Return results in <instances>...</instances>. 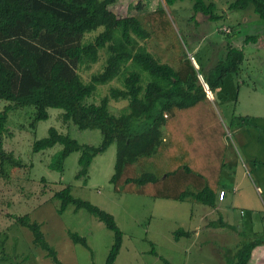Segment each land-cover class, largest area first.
<instances>
[{
    "label": "trees",
    "instance_id": "obj_1",
    "mask_svg": "<svg viewBox=\"0 0 264 264\" xmlns=\"http://www.w3.org/2000/svg\"><path fill=\"white\" fill-rule=\"evenodd\" d=\"M116 1L0 0V100L7 102L0 111V174L8 180L10 169L25 167L2 148L9 113L32 108L34 127L48 119L49 109H58L63 123L70 122L80 130H98L101 142L97 146L80 144L49 128L46 137L33 142L32 152L60 145L61 150L50 159V169L63 172L65 159L78 153L76 179L86 182L93 159L115 144L110 180L115 193L191 200L215 209L227 146L225 127L214 106L237 100L240 84L235 79L245 60L244 50L227 43L223 55L212 65L202 62L199 51L191 61L189 38L196 40V35L184 28L178 35L162 7L139 17L119 18L109 10ZM163 1L171 7L183 0ZM189 1L191 16L187 20L193 28L199 27L198 14L208 22L223 18L213 1ZM227 9L251 11L264 21V0H231ZM149 38L168 41L164 50L173 53L169 64L154 58L141 45ZM257 40L258 36H245L243 45ZM102 52L105 60L100 70L85 81L81 71L96 64ZM112 82L119 86H110L107 94L94 102L99 87ZM111 100L126 101L127 105L114 114ZM242 118L232 117L229 128L242 129L254 121ZM53 197L60 203L59 214L72 205L76 211L88 212L113 233L105 264H114L123 237L114 217L73 197L69 187L56 191ZM10 217L31 231L33 244L45 251L53 264H63L48 246L38 223L30 222L28 216ZM209 226L235 231L221 217ZM192 233L178 229L173 234L178 239L189 238ZM67 235L74 244L89 249L85 238L72 232ZM254 236L233 248H221L224 264H248L253 249L264 245V231ZM164 263L170 264L166 260Z\"/></svg>",
    "mask_w": 264,
    "mask_h": 264
},
{
    "label": "rangeland",
    "instance_id": "obj_2",
    "mask_svg": "<svg viewBox=\"0 0 264 264\" xmlns=\"http://www.w3.org/2000/svg\"><path fill=\"white\" fill-rule=\"evenodd\" d=\"M211 1L223 18L208 22L198 14L199 27L196 29L187 20L191 16L189 0L171 7L163 0H117L109 10L122 18L139 17L157 6L162 7L178 35L183 28L196 35V40L189 38L193 51L188 53V58L193 60V54L199 51L202 62L208 66L223 55L227 43L244 50L245 60L235 79L240 84L237 100L214 106L225 127L228 162L220 181L227 196L219 207L218 217L217 214L212 216L211 209L191 200L178 202L115 193L110 182L115 144L93 159L86 182L76 179L78 153H71L65 159L63 172L50 169V159L61 150L60 145L32 152L33 142L46 137L49 128H55L80 144L92 146L100 144V132L80 130L70 122L63 123L59 119L62 111L58 109H49L48 119L32 127L33 109H17L8 115L2 148L25 167L10 169L8 180L0 174V260L3 259L0 264H53L46 252L33 244L31 231L16 223L10 215L28 216L30 222L38 223L48 246L63 264H105L114 241L113 233L88 212L76 211L72 205L59 214L60 203L53 195L65 187L70 188L73 197L88 201L114 217L123 234L114 264H165L164 260L170 264H224L221 248H233L240 242L254 239V233L264 231V21L251 11H228L231 0H205L206 3ZM253 35L258 36L257 42L243 45L244 37ZM140 43L162 63L169 64L173 58V53L164 50L167 40L149 38ZM104 60L102 52L96 64L81 71L82 78L86 81L90 74L100 70ZM110 86L119 84L112 82L99 87L94 102L106 95ZM6 104L0 100V111ZM126 105V101L109 102L114 114H119ZM232 117L254 118L248 124L255 128H249L248 124L239 131L229 128ZM250 129L255 130L254 135ZM219 217L235 231L209 226ZM195 226L199 227L192 234L197 235L174 238L176 230H194ZM67 232L85 238L89 249L74 244Z\"/></svg>",
    "mask_w": 264,
    "mask_h": 264
},
{
    "label": "crops",
    "instance_id": "obj_3",
    "mask_svg": "<svg viewBox=\"0 0 264 264\" xmlns=\"http://www.w3.org/2000/svg\"><path fill=\"white\" fill-rule=\"evenodd\" d=\"M210 95H211V93H210ZM210 99H212V95H211V97H210ZM236 130H242V129H236ZM244 130H245V128H244ZM251 131H252V133H253V135H254V129L252 130V129H250ZM251 131L249 132V134H251ZM225 162H226V164H228V162L225 160ZM225 169V168H224ZM223 173V172H222ZM222 175L223 174H221V177H222ZM221 177H220V180H219V191L221 192H224L225 194H224V198H223V200H219V198H218V200L216 201V208L215 209H211V213H213L212 214V216H216V214H217V212L220 214V210L221 209H219V207H220V205L221 204H223L224 202H225V200H226V196H227V193H226V189L225 188H223L222 186H220L221 184ZM201 217H202V215H201ZM216 217H218V214H217V216ZM222 218V217H221ZM216 219H218V218H216ZM222 220H223V218H222ZM201 221V220H200ZM224 221V220H223ZM225 222V221H224ZM200 225V224H199ZM198 227L199 226H195V228H194V230H189V231H191V232H197V229H198ZM234 232V231H233ZM195 235H197V233H195L194 235L192 234V236H195ZM248 264H264V245H261V246H258V247H256V248H254L253 249V251H252V253H251V258H250V260H249V262H248Z\"/></svg>",
    "mask_w": 264,
    "mask_h": 264
},
{
    "label": "built area",
    "instance_id": "obj_4",
    "mask_svg": "<svg viewBox=\"0 0 264 264\" xmlns=\"http://www.w3.org/2000/svg\"><path fill=\"white\" fill-rule=\"evenodd\" d=\"M224 194H225V193L222 192V191L219 193V196H218L219 200H223V198H224Z\"/></svg>",
    "mask_w": 264,
    "mask_h": 264
},
{
    "label": "water",
    "instance_id": "obj_5",
    "mask_svg": "<svg viewBox=\"0 0 264 264\" xmlns=\"http://www.w3.org/2000/svg\"><path fill=\"white\" fill-rule=\"evenodd\" d=\"M192 60V59H191ZM206 93H207V95H208V97L210 98L211 97V95H210V92L206 89Z\"/></svg>",
    "mask_w": 264,
    "mask_h": 264
}]
</instances>
